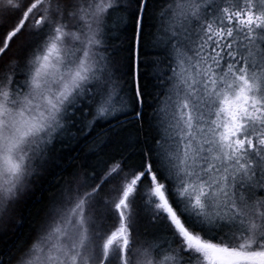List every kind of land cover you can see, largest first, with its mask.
<instances>
[{"label":"snow or ice","instance_id":"obj_1","mask_svg":"<svg viewBox=\"0 0 264 264\" xmlns=\"http://www.w3.org/2000/svg\"><path fill=\"white\" fill-rule=\"evenodd\" d=\"M0 264H264V0H0Z\"/></svg>","mask_w":264,"mask_h":264},{"label":"trees","instance_id":"obj_2","mask_svg":"<svg viewBox=\"0 0 264 264\" xmlns=\"http://www.w3.org/2000/svg\"><path fill=\"white\" fill-rule=\"evenodd\" d=\"M115 44L120 46V40H115ZM63 153V159L53 168L52 175L39 184L35 190V194L27 201L25 209V217L27 220L38 219L42 210L47 204L49 194L55 191L57 176L62 174V170L67 167L73 160L80 155L81 146L72 145L59 149ZM28 225H25L27 230Z\"/></svg>","mask_w":264,"mask_h":264}]
</instances>
